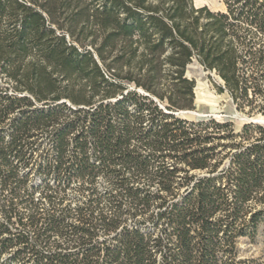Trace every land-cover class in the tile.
Here are the masks:
<instances>
[{"label": "trees", "instance_id": "1", "mask_svg": "<svg viewBox=\"0 0 264 264\" xmlns=\"http://www.w3.org/2000/svg\"><path fill=\"white\" fill-rule=\"evenodd\" d=\"M222 1L0 0V256L238 264L264 224V124L231 117H264V0ZM194 59L221 119L176 114L199 109Z\"/></svg>", "mask_w": 264, "mask_h": 264}, {"label": "rangeland", "instance_id": "2", "mask_svg": "<svg viewBox=\"0 0 264 264\" xmlns=\"http://www.w3.org/2000/svg\"><path fill=\"white\" fill-rule=\"evenodd\" d=\"M193 3L196 7H200L203 5H207L210 9L214 11L223 10L224 4L222 0H193ZM185 74L187 78L194 80V104L198 106L199 109L193 110H184L190 111V114H185L184 116L187 118H196L203 117V115H214L216 119H221L225 116L223 111L227 103L229 102L228 96L225 94L226 90L220 91L219 87H223L222 81L219 77L214 74V72H210L207 70H203V66L194 59L186 68ZM200 91L202 95L197 97L195 91ZM203 96V97H202ZM208 108H215L218 111L212 114H205ZM231 117H238L242 119V117H248L246 114L235 111ZM249 118L260 121V124H264V117L260 114H256L255 116H251ZM3 135H8V131L3 130ZM49 146V141L46 137L41 139L40 148H47ZM38 157L35 160H32V167L38 162ZM31 166V164L29 165ZM23 171L27 170V168H22ZM199 174L200 172H195ZM200 175H203L200 173ZM31 182L36 184L40 182L41 177L32 174L30 176ZM98 186L101 190H104L107 186V183L104 179H100L98 182ZM67 195L71 198H76L79 195L75 189H70L67 191ZM4 198V195L0 193V200ZM0 221L5 222V218L0 215ZM14 229V228H12ZM24 232L29 234L31 240H35V236L31 229L23 228ZM49 240H57V243H60L63 240H66L62 237L53 236L50 237ZM224 240V238H222ZM236 249L237 255L233 258L234 263L238 264H264V224H261L258 227V230L254 237H240L236 239ZM40 247V246H39ZM41 248V247H40ZM13 248L7 249L0 256V264H29L26 260H17L13 258ZM229 257H224L223 262H227Z\"/></svg>", "mask_w": 264, "mask_h": 264}, {"label": "water", "instance_id": "3", "mask_svg": "<svg viewBox=\"0 0 264 264\" xmlns=\"http://www.w3.org/2000/svg\"><path fill=\"white\" fill-rule=\"evenodd\" d=\"M191 112L190 111H179L178 113L176 114H182V115H185V114H190ZM203 116H207V115H203ZM210 116V115H208ZM212 117H215L214 115H211ZM242 120H247L249 122H252V123H261L260 121L258 120H255V119H252V118H249V117H242Z\"/></svg>", "mask_w": 264, "mask_h": 264}, {"label": "bare ground", "instance_id": "4", "mask_svg": "<svg viewBox=\"0 0 264 264\" xmlns=\"http://www.w3.org/2000/svg\"><path fill=\"white\" fill-rule=\"evenodd\" d=\"M199 1H203V0H199ZM195 94H196L197 97H200V96L202 95V93H201L200 91H198V90L195 91ZM202 97H203V96H202Z\"/></svg>", "mask_w": 264, "mask_h": 264}]
</instances>
